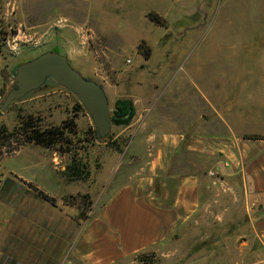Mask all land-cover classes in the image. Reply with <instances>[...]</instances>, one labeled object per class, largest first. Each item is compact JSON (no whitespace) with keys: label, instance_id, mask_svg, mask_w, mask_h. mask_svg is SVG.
Returning <instances> with one entry per match:
<instances>
[{"label":"rangeland","instance_id":"1","mask_svg":"<svg viewBox=\"0 0 264 264\" xmlns=\"http://www.w3.org/2000/svg\"><path fill=\"white\" fill-rule=\"evenodd\" d=\"M149 13L165 25L151 22ZM47 51L67 56L84 77L101 84L111 115L116 101L128 96L155 107L154 118L169 98L172 108L196 111L206 105L202 91L246 118L247 127L264 131V0H0V103L15 85L16 68ZM30 115L43 127L74 120L77 135L63 148L26 144L0 157V264H81L75 250L86 236L82 196L98 203L120 185L146 135L138 134L126 149L133 132L112 124L109 138L99 140L77 96L54 80L1 114L0 128L13 131ZM73 155L89 164L88 181L69 183L62 175ZM179 161L176 172L207 181L204 158L185 152ZM210 177L204 206L189 226L159 251L124 264H146L142 255L149 264H264L255 255L262 245L254 224L264 200L248 193L240 175Z\"/></svg>","mask_w":264,"mask_h":264},{"label":"crops","instance_id":"2","mask_svg":"<svg viewBox=\"0 0 264 264\" xmlns=\"http://www.w3.org/2000/svg\"><path fill=\"white\" fill-rule=\"evenodd\" d=\"M200 95L206 105L196 111L181 104L173 109L169 98L156 118L151 115L156 108L145 99L128 96L136 113L124 130L133 132L126 149L138 134L146 137L139 138L141 150L136 147L129 158L127 178L98 203L93 197L86 236L75 250L81 264H124L159 251L203 208V187L211 188L214 182L210 174L225 180L240 175L248 193L264 200V140L246 138L264 136V131L247 127V119L239 118L232 107L217 106L202 91ZM185 152L206 160L207 181L196 173L175 171ZM254 224L262 245L255 255L264 263V213Z\"/></svg>","mask_w":264,"mask_h":264},{"label":"trees","instance_id":"3","mask_svg":"<svg viewBox=\"0 0 264 264\" xmlns=\"http://www.w3.org/2000/svg\"><path fill=\"white\" fill-rule=\"evenodd\" d=\"M148 18L156 25H165V21L156 13H149ZM143 45L144 42H142L140 45V50L144 49ZM143 52L146 58L149 59V50H144ZM135 113L136 111L133 100L129 98L118 99L115 103V110L112 115V124L115 126H129L135 116ZM39 120L40 119H36L34 116L30 115L22 117L19 121V125L13 131H10L5 126L1 127L0 157H2L4 154L10 155L18 152L20 148L26 144H33L45 149L63 148L69 143V138L71 136L77 135V124L74 120H66L60 126L50 127H43L41 125L42 121ZM95 133L96 137L98 138L97 130ZM246 138L250 140H264V136L259 135H250ZM4 149L5 151H3ZM115 150L122 152L120 145H118ZM62 175L69 183L86 182L91 177L90 166L86 161L83 160V158L73 155L71 157L70 163L62 172ZM27 185L38 192L39 196H41L47 202L53 205L56 204L55 198L50 197L39 188H36L33 183L29 182ZM67 203L72 205L70 202ZM92 206L93 202L91 200V196L89 194L82 196L80 204H78L80 209V219L82 221L85 222L89 220L90 216L87 215V212H91ZM138 258L140 261L146 264L151 263V260H149L148 256L146 255L139 256Z\"/></svg>","mask_w":264,"mask_h":264},{"label":"water","instance_id":"4","mask_svg":"<svg viewBox=\"0 0 264 264\" xmlns=\"http://www.w3.org/2000/svg\"><path fill=\"white\" fill-rule=\"evenodd\" d=\"M54 80L61 88L77 96L90 115L99 140L107 139L112 131L110 101L104 87L84 77L67 56L47 51L20 64L15 71V86L0 104V115L18 101L40 90Z\"/></svg>","mask_w":264,"mask_h":264}]
</instances>
